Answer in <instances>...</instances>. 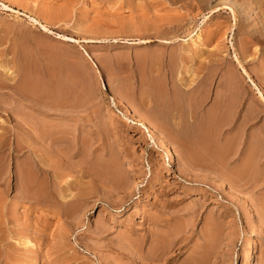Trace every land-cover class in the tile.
<instances>
[{"label": "rangeland", "instance_id": "374dc122", "mask_svg": "<svg viewBox=\"0 0 264 264\" xmlns=\"http://www.w3.org/2000/svg\"><path fill=\"white\" fill-rule=\"evenodd\" d=\"M192 1L0 0V264H264V183L227 184V168L239 174L258 167L256 157L240 149L225 153L221 143L229 135L198 128L204 141L164 135L176 164L168 167L160 146L124 120L108 91L100 95L101 119L114 124L107 131L81 132L83 117L72 110L92 103L94 64L85 51L97 63L103 46L116 43L63 44L56 34L135 38L138 24H145L140 38L154 40L146 46L164 54L163 68L183 84L201 87L204 81L211 116L220 100L226 121L251 128L264 116V100L244 81L234 54L264 88V0H233L241 6L235 15L211 11L221 0ZM39 11L51 14L53 34L45 36L24 14ZM159 37L173 41L164 46ZM117 44L130 52L145 46ZM94 68L99 76L98 64ZM252 136L238 138L242 143ZM189 153L198 156L197 166ZM36 154L52 165L57 190L48 183L46 190L56 193L58 205L22 197L18 171ZM109 166L111 176L104 172ZM216 178L230 191L218 190ZM246 205L255 222L246 219Z\"/></svg>", "mask_w": 264, "mask_h": 264}, {"label": "crops", "instance_id": "0c3cea01", "mask_svg": "<svg viewBox=\"0 0 264 264\" xmlns=\"http://www.w3.org/2000/svg\"><path fill=\"white\" fill-rule=\"evenodd\" d=\"M103 47L104 50L99 54L97 61L101 78L97 70L90 65L94 83L89 96L92 103L82 102L80 106L72 107L76 117H83L80 122L83 125L81 132L97 134L100 130L107 131L114 125L110 120L101 119L105 114L100 96L104 89L110 95L115 93L129 106L138 110L162 135H194L192 139L197 141H204L206 135H229L224 137V142L221 143L225 153L230 154L240 149L244 156L256 157L258 167L255 173L244 167L239 174L235 170L236 167L227 168L225 171L227 184L264 183V116L252 123L249 129L247 122L240 124L228 122L224 106L219 100L216 116L213 117L210 112L209 92L204 81L201 87L194 86L188 81L183 84L176 73L163 68L164 54L156 47L145 45L131 52L125 49V45L105 44ZM102 81L104 88L100 89ZM164 111L166 114L175 111L182 118L179 120L168 116L167 118L163 115ZM197 128L206 135L194 132ZM230 135H235L234 140H231ZM239 135L253 136L247 137L241 143ZM195 157L197 161L194 166H197L198 156Z\"/></svg>", "mask_w": 264, "mask_h": 264}, {"label": "bare ground", "instance_id": "6f19581e", "mask_svg": "<svg viewBox=\"0 0 264 264\" xmlns=\"http://www.w3.org/2000/svg\"><path fill=\"white\" fill-rule=\"evenodd\" d=\"M192 1V0H191ZM220 1V0H218ZM153 2V1H152ZM186 2V1H185ZM208 1L207 0H193L191 3L192 5H195L196 3L199 4L200 6H204ZM215 2V1H214ZM182 3V2H181ZM187 3V2H186ZM250 3V2H249ZM218 4V3H217ZM242 4V3H240ZM187 5V4H186ZM191 5V4H189ZM6 6V5H4ZM8 6V5H7ZM190 7V6H189ZM192 7V6H191ZM194 7V6H193ZM241 6L233 1V0H221V4H218V5H215L214 7H211V11L214 13V12H220L221 10L223 9H228L230 10L234 15L235 13L237 12V9H239ZM203 8V7H202ZM210 8V7H209ZM194 9V8H193ZM208 9V8H207ZM243 9V8H242ZM208 11V10H207ZM45 12V11H44ZM44 12H38L37 15H34L32 16L31 14L27 15L26 13H24L27 18H28V21L30 23H32L33 25L35 26H38L41 30H42V33L43 34H46L45 36H47L48 34H53V30L51 28V25H54V24H51L50 23V16L51 14L49 13H44ZM238 13V12H237ZM240 13V12H239ZM196 14V13H194ZM212 14V13H211ZM241 14V13H240ZM54 15V14H53ZM197 15V14H196ZM213 15V14H212ZM209 16V15H208ZM233 16V15H232ZM240 16V15H238ZM243 16V15H241ZM53 17V16H52ZM57 17V16H56ZM194 17V16H193ZM58 18V17H57ZM205 18V17H204ZM52 19V18H51ZM60 19V18H59ZM230 19V18H229ZM61 21V20H60ZM55 22V20H54ZM180 23V22H179ZM139 27L137 30H134L135 31V34L137 37L135 38H129L128 36H125L123 34H118V33H113L109 36L106 35V37H102V35H100L101 37L100 38H83V39H79L77 37H74V36H68V35H65V34H61V33H57L56 34V38L63 42L64 43H70V44H73V45H76V44H80L82 45V43H90V42H105V41H111V42H115L116 44L117 43H123V44H127V45H130V46H136V45H149L150 43H152L154 40L153 39H147V38H140V34H143L144 30L142 29L143 27H145V24H138ZM178 25V24H177ZM83 26V25H82ZM243 26V25H242ZM77 27V26H76ZM180 27V26H179ZM173 28V27H172ZM245 28V26H244ZM201 30V29H199ZM249 30V29H248ZM78 31V30H77ZM84 31V30H83ZM198 31V30H197ZM155 33V32H154ZM101 34V33H100ZM106 34V33H105ZM255 35V34H254ZM97 36V35H96ZM139 36V37H138ZM160 36V34H159ZM162 36V35H161ZM189 36V35H188ZM191 36V35H190ZM196 36V39H199L200 40V35L199 33L197 32L195 34ZM158 38V36H156ZM162 38V37H161ZM165 38V37H164ZM179 38V37H178ZM192 38V37H191ZM195 38V37H194ZM183 39V38H182ZM193 39V38H192ZM263 40V38H262ZM173 41V39H172ZM171 40L169 39H160L159 37V40L158 42L160 44H164L165 45H168V44H171L172 43ZM185 41V40H184ZM260 42V41H259ZM71 45V46H73ZM64 54V53H63ZM85 54L88 56L89 60H91V64H94V67L96 66L97 67V63L93 60L92 58V55L91 53H88L85 51ZM83 54V55H85ZM86 56V57H87ZM234 58L235 60L238 62L239 66H240V69L242 70V75L244 77V81H246L247 83L250 84V86L256 91V94H257V97L264 100V88L263 86L259 85V83L257 82V79L250 73V71H248V69L244 66V64L241 62L240 58L238 57L237 54H234ZM75 59V58H74ZM241 72V71H240ZM99 77L101 78V73H99ZM10 86V85H9ZM237 88V87H236ZM237 90V89H236ZM24 93V92H23ZM238 94H239V91H238ZM112 100L114 102V104L116 105V107L118 108V111L123 115L124 117V120L126 119V122H128L131 125L133 126H137L139 127L143 133H145L146 135H149L150 138H152L156 144L158 146H160V148L162 149L163 151V157H164V162L166 164V166L168 167H175L176 164H175V160H174V153H173V150L172 148L169 146V143L167 141V139L164 137V135H162L158 130L157 128H155V126H153L149 121L148 119L143 116L142 114H140L138 112V110L134 109L133 107L129 106L128 103H126L123 99H121L118 95H116L115 93H112ZM42 98H43V95H42ZM163 99V98H162ZM261 100V101H262ZM45 103V102H44ZM169 109V108H168ZM164 110V109H162ZM180 111V110H179ZM165 112V111H164ZM161 113V112H160ZM163 113V112H162ZM163 115H165V117H169V118H173V117H176L177 115H180L179 113L177 112H172V113H169V114H166L163 113ZM162 115V117H163ZM161 116V115H160ZM164 117V118H165ZM167 117V118H168ZM178 118V117H177ZM157 119V118H156ZM174 119V118H173ZM178 126H179V123H178ZM42 132H44V126L42 125V127L39 129ZM39 131V132H40ZM47 136V139L48 137H50L49 135H35V137H37L38 139L41 137V139L44 137ZM53 136V135H52ZM55 136V135H54ZM53 136V137H54ZM18 137V138H17ZM16 138V150L20 149L21 151V147L24 146L22 145L21 146V137L19 138V136H17ZM57 137V136H56ZM55 137V140H57ZM60 137V136H59ZM57 137V138H59ZM36 138V139H37ZM35 139V140H36ZM50 139V138H49ZM52 139V138H51ZM9 142V141H8ZM60 143V142H58ZM62 143V142H61ZM190 143V142H188ZM188 143H186L188 145ZM3 145V143H2ZM46 145V144H45ZM30 146V145H29ZM61 146V145H60ZM25 147V146H24ZM28 147V145H27ZM26 147V149H27ZM1 148V147H0ZM23 148V147H22ZM30 149V148H29ZM60 151V150H58ZM62 152V151H61ZM2 151H0V155H2ZM59 153V152H58ZM57 153V154H58ZM63 153V152H62ZM67 154V153H66ZM62 155V154H61ZM48 157V156H47ZM58 157V155H57ZM63 157V156H62ZM190 157V156H189ZM2 161V160H1ZM49 162V160H48ZM119 162V161H118ZM27 166H24L22 168H19V171H18V174H19V178H20V185H21V189H22V197L26 200V201H35L37 203H41V204H46L50 202V204H59V198L57 197L56 193L53 191V190H49L47 191L46 190V184L48 183L50 186L54 185V190L56 191V186L55 183H56V175L53 174L52 172V165H50L49 163L47 164V162L45 161V158L39 156L38 154H36L35 156H31V157H28L27 158ZM23 164V163H22ZM1 168V167H0ZM109 170H105V174L107 175L109 173V175H113L112 174V171H113V168H111V166L108 167ZM6 170V169H5ZM4 170V171H5ZM3 172V171H2ZM7 172V171H6ZM57 172V171H56ZM85 173V172H84ZM102 173V172H101ZM1 169H0V177H1ZM108 176V175H107ZM118 176V175H117ZM119 177V176H118ZM106 178V177H105ZM108 178V177H107ZM112 178V177H111ZM116 178V177H115ZM110 179V178H109ZM114 179V178H113ZM108 180V179H107ZM116 180V182H115ZM113 182H115V185L121 183V179H115ZM123 180V178H122ZM100 181V180H99ZM105 184V182H104ZM49 185L47 187H49ZM215 185H216V188L218 190H221V191H230L228 190L227 186L225 185V183L220 180L219 178H216L215 179ZM10 186V185H7V187ZM86 187V186H85ZM9 188V187H8ZM51 189V188H50ZM60 189V188H59ZM87 189V188H86ZM6 190V189H5ZM88 191V189H87ZM60 192V190H59ZM72 192V191H71ZM86 191H84L85 193ZM81 193V192H80ZM237 194V193H236ZM59 196V194H58ZM70 197V196H69ZM89 197V196H88ZM5 203V202H4ZM4 203L1 202V199H0V206H4ZM57 204V205H58ZM78 206V205H77ZM4 209V208H3ZM3 209L0 208V210L2 211ZM244 209V215L246 216V219L249 221V222H255V216L253 214V212L251 211L250 207L248 205H246L245 207H243ZM0 211V212H1ZM3 213V212H2ZM39 213V212H38ZM44 234V232H43ZM42 234V235H43ZM7 239H4L6 241H9L10 239V242H11V237H6ZM23 239H26L24 241V243L26 245H29L31 244V240L29 238H23ZM59 239V238H58ZM160 240V239H159ZM19 241V240H18ZM45 241V240H44ZM57 242V241H56ZM252 241H249L246 243V246L245 247H248V246H251L252 245ZM62 256V255H61ZM255 257V252L252 250V252L250 253V259L254 258ZM78 258V257H77ZM73 259V257H72ZM76 259V258H75ZM81 263V262H79ZM84 264V263H83Z\"/></svg>", "mask_w": 264, "mask_h": 264}]
</instances>
